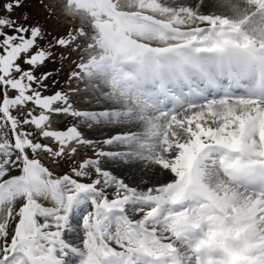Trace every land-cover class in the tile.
Listing matches in <instances>:
<instances>
[{
	"label": "snow or ice",
	"instance_id": "6c2138e0",
	"mask_svg": "<svg viewBox=\"0 0 264 264\" xmlns=\"http://www.w3.org/2000/svg\"><path fill=\"white\" fill-rule=\"evenodd\" d=\"M54 7L0 0V264H223L209 207L264 264V0Z\"/></svg>",
	"mask_w": 264,
	"mask_h": 264
},
{
	"label": "clouds",
	"instance_id": "9594fccd",
	"mask_svg": "<svg viewBox=\"0 0 264 264\" xmlns=\"http://www.w3.org/2000/svg\"><path fill=\"white\" fill-rule=\"evenodd\" d=\"M183 193H176L179 199ZM194 240V250L223 264H243L249 248V227L236 210L209 207L188 222Z\"/></svg>",
	"mask_w": 264,
	"mask_h": 264
},
{
	"label": "rangeland",
	"instance_id": "374dc122",
	"mask_svg": "<svg viewBox=\"0 0 264 264\" xmlns=\"http://www.w3.org/2000/svg\"><path fill=\"white\" fill-rule=\"evenodd\" d=\"M61 0H26V8L33 22L39 21L46 29L53 34H60L67 29L66 22L63 18L59 17L58 9L54 7L55 4L60 3ZM53 6L49 9L48 6ZM51 10L52 15L49 17V11ZM88 116L90 114H83ZM192 239L191 242H194Z\"/></svg>",
	"mask_w": 264,
	"mask_h": 264
}]
</instances>
